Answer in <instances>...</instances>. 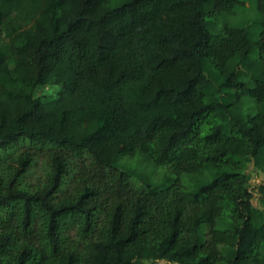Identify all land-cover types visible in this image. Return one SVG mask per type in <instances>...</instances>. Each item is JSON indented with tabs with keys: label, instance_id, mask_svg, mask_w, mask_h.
Returning a JSON list of instances; mask_svg holds the SVG:
<instances>
[{
	"label": "trees",
	"instance_id": "16d2710c",
	"mask_svg": "<svg viewBox=\"0 0 264 264\" xmlns=\"http://www.w3.org/2000/svg\"><path fill=\"white\" fill-rule=\"evenodd\" d=\"M239 1L0 0V264H264V0L212 31Z\"/></svg>",
	"mask_w": 264,
	"mask_h": 264
},
{
	"label": "rangeland",
	"instance_id": "374dc122",
	"mask_svg": "<svg viewBox=\"0 0 264 264\" xmlns=\"http://www.w3.org/2000/svg\"><path fill=\"white\" fill-rule=\"evenodd\" d=\"M242 1V2H241ZM244 1V2H243ZM234 12L229 15L220 16L215 22L217 27L212 28V31H216L225 21L232 22L236 24L247 25L251 23L253 20L252 26H250V31L252 33V37H257L258 30L260 27V23H256L255 21L259 18L256 9V0H240L239 2L234 4ZM257 17V19H256ZM258 21H260L258 19ZM256 23V24H254ZM59 89L58 85L46 84L42 86H38L35 90L36 95L45 96L48 98H55L56 92ZM121 163L125 169L131 172V178L134 179L137 183H140V179L146 178L152 182L161 181L164 176L175 175L174 172L169 170L167 166H156L150 161H146L142 155H135L132 157L124 156L121 160ZM40 168V163L38 162L34 169L37 170ZM245 171L250 174V187L249 189L253 192V203L260 209L262 213H264V198L261 197L257 193L256 185L262 179V173L253 168V165L247 161L245 165ZM30 174V173H29ZM29 181H33L32 177H25ZM179 178L181 182L188 185L189 188L194 184L193 178H191L188 174H180ZM164 261H159L158 264H162Z\"/></svg>",
	"mask_w": 264,
	"mask_h": 264
}]
</instances>
